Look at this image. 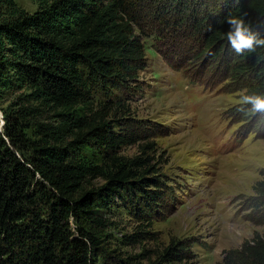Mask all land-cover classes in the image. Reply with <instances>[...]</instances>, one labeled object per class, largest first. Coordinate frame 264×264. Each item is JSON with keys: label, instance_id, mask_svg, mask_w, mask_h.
<instances>
[{"label": "trees", "instance_id": "trees-1", "mask_svg": "<svg viewBox=\"0 0 264 264\" xmlns=\"http://www.w3.org/2000/svg\"><path fill=\"white\" fill-rule=\"evenodd\" d=\"M32 1L36 9L28 12L14 0H0V98L25 90L20 107L0 127V264H96L100 253L113 264H140L139 255L108 257L89 228L113 224L99 209L111 213L115 198L123 207H135L134 214V199L157 204L158 179L146 176L154 171L148 156L153 143L141 145L135 156H122L121 145L135 141L113 130L106 117L112 105L104 103L89 115L74 110L91 104L101 85L121 86L133 78L142 48L126 0ZM222 5L207 48L226 39L229 26L222 21L230 13H247L252 27L264 34V0H224ZM244 57L254 77L250 90L264 93V62L255 54ZM44 110L57 124L39 123L36 137L26 136L25 120ZM20 150L29 156L19 155ZM95 177L104 182L91 187ZM254 190L264 196V180ZM146 234L134 231L122 243L136 244ZM189 252L185 242L171 240L152 264L182 262ZM222 264H264V233L224 251Z\"/></svg>", "mask_w": 264, "mask_h": 264}, {"label": "rangeland", "instance_id": "rangeland-1", "mask_svg": "<svg viewBox=\"0 0 264 264\" xmlns=\"http://www.w3.org/2000/svg\"><path fill=\"white\" fill-rule=\"evenodd\" d=\"M14 1L28 12L36 9L32 0ZM223 1L126 0L130 26L142 48L133 78L121 86L101 85L92 92L91 104L74 109L89 115L104 103L112 105L106 117L113 130L135 141L121 145L122 156L141 153L145 143L154 146L148 150L154 171L146 176L158 179L157 204L134 199V214L135 207H123L115 198L118 205L111 213L99 209L113 224L89 228L103 241L108 257L139 255L140 264H152L171 240H179L190 252L172 264H222L224 251L264 233V196L254 190L264 180V124L257 122L264 121V114L239 111L240 96L251 94L254 85L250 61L245 54L236 55L227 39L207 48ZM23 92L1 96L0 127L20 107ZM25 123L30 138L36 137L37 124H57L48 110ZM17 153L29 156L28 150ZM103 182L95 177L91 187ZM75 227L70 220L74 235ZM137 230L148 234L136 244L122 243ZM96 260L114 262L101 253Z\"/></svg>", "mask_w": 264, "mask_h": 264}, {"label": "clouds", "instance_id": "clouds-1", "mask_svg": "<svg viewBox=\"0 0 264 264\" xmlns=\"http://www.w3.org/2000/svg\"><path fill=\"white\" fill-rule=\"evenodd\" d=\"M238 2V0H237ZM222 23H227V43L236 55L255 54L258 62H264V34L254 31L247 13H230ZM239 111L244 115L264 114V93L243 94L239 99ZM258 124L264 121L258 120Z\"/></svg>", "mask_w": 264, "mask_h": 264}]
</instances>
